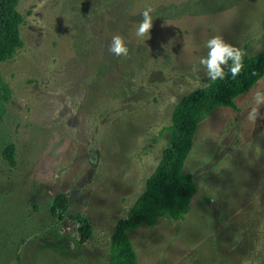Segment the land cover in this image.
Instances as JSON below:
<instances>
[{"label": "rangeland", "instance_id": "obj_1", "mask_svg": "<svg viewBox=\"0 0 264 264\" xmlns=\"http://www.w3.org/2000/svg\"><path fill=\"white\" fill-rule=\"evenodd\" d=\"M146 7L150 36L135 28ZM23 46L0 63L12 98L0 122V264H109L110 236L169 144L174 104L209 78L213 36L264 48V0H20ZM121 35L126 57L108 51ZM193 65L198 70L193 71ZM231 61L228 62V66ZM264 76L196 129L184 219L128 233L138 264H264ZM15 146L14 165L1 152ZM83 213L93 233L50 213Z\"/></svg>", "mask_w": 264, "mask_h": 264}, {"label": "trees", "instance_id": "obj_2", "mask_svg": "<svg viewBox=\"0 0 264 264\" xmlns=\"http://www.w3.org/2000/svg\"><path fill=\"white\" fill-rule=\"evenodd\" d=\"M20 0H0V63L10 59L23 46L20 26L24 18L18 10ZM242 69L231 77L225 68V78L211 81L184 94L173 106L171 123L162 128L170 132L169 144L162 150L154 170L145 179L144 190L130 207V216L119 218L110 236L109 264H138L137 255L128 233L140 226H154L164 217L184 219L197 191L193 175L183 170L198 124L217 107L235 108V98L248 92L264 76V48L243 56ZM231 66V65H230ZM229 66V67H230ZM12 98L10 86L0 74V122L7 114ZM15 146L7 143L1 152L3 160L14 165ZM67 200L55 196L50 213L59 220L68 217L75 225L79 242H87L93 226L81 212L66 214Z\"/></svg>", "mask_w": 264, "mask_h": 264}, {"label": "clouds", "instance_id": "obj_3", "mask_svg": "<svg viewBox=\"0 0 264 264\" xmlns=\"http://www.w3.org/2000/svg\"><path fill=\"white\" fill-rule=\"evenodd\" d=\"M151 7H146L140 16L142 17L138 26L135 28V36L137 38H145L150 36V29L152 28L153 18L150 15ZM207 54L199 59L198 65L203 66L206 70V75L211 81L217 79L223 80L226 72L225 68L231 73V77L235 78L242 69V58L244 52L227 42L221 36H213L205 43ZM108 51L117 57L128 55V47L121 35H113L108 45ZM231 61V66L228 62ZM198 65H193V71L198 70ZM257 105L264 103V93L257 92L255 96Z\"/></svg>", "mask_w": 264, "mask_h": 264}]
</instances>
